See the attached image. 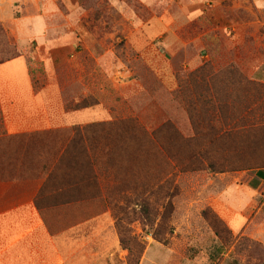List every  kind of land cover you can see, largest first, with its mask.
Instances as JSON below:
<instances>
[{
  "label": "rangeland",
  "instance_id": "obj_1",
  "mask_svg": "<svg viewBox=\"0 0 264 264\" xmlns=\"http://www.w3.org/2000/svg\"><path fill=\"white\" fill-rule=\"evenodd\" d=\"M74 1L0 0V62L25 55L35 85H43L47 77L35 56V38L41 39L44 18L53 12L48 18L53 35L71 38L78 20L81 37L104 41L102 48L113 50L114 68L122 59L134 71L122 78L139 85H126L128 99L121 108L110 80L96 78L97 86L106 85L99 94L112 108L113 120L96 132L114 137L102 143L109 149L111 194L120 198L112 208L127 263L136 264L154 239L173 250L175 261L264 264V192L241 183L250 170L264 172V0H220L218 28L201 27L194 35H206L197 44L172 45L168 52L159 44L158 62L145 60L126 44L137 27L135 16H152L137 0H76L77 10ZM34 21L40 26L34 28ZM57 57L59 78L72 89V55L60 51ZM8 68L18 80L20 66ZM161 69L176 73L174 93L163 89V78L169 76ZM6 132L0 102V133ZM24 142H0V175L14 172L22 156L17 146ZM26 155L29 159V150ZM215 208L225 219L232 211H245L250 218L233 233ZM218 247L222 252L216 255Z\"/></svg>",
  "mask_w": 264,
  "mask_h": 264
},
{
  "label": "crops",
  "instance_id": "obj_2",
  "mask_svg": "<svg viewBox=\"0 0 264 264\" xmlns=\"http://www.w3.org/2000/svg\"><path fill=\"white\" fill-rule=\"evenodd\" d=\"M137 1L152 16L148 20L135 16L137 27L127 36L126 44L145 60H161L159 44L168 52L175 48L172 45L197 44L206 35H194L201 27L218 28L220 0ZM73 3L77 10V1ZM51 14L44 18L41 39L35 38V56L47 77L43 85H35L25 55L0 63V102L8 131L0 136V142L6 138L25 141L17 146L22 156L17 158L14 172L8 169L6 176L0 175V264H128L112 208L120 198L111 194L109 149L102 143L114 137L96 132L97 126L113 120L112 108L108 98L99 94L105 93L106 85L97 86L96 78L110 80L120 108L128 99L126 85L138 86L139 82L123 80L134 71L122 59L114 68L113 50L102 48L104 41L81 37L78 20L73 22L71 38L53 35ZM78 14L79 10L77 19ZM33 23L37 28L41 22ZM184 31L186 37L181 36ZM60 51L72 55V89L59 78ZM198 61L196 57L193 65H201ZM15 64L20 66L18 80L10 76L13 69L8 68ZM161 71L171 77L163 78V89L174 93L176 73ZM215 211L225 219L218 208ZM242 213L232 211L225 219L233 233L240 232L250 218ZM173 257L169 246L153 239L147 242L138 264H207L190 258L175 261Z\"/></svg>",
  "mask_w": 264,
  "mask_h": 264
},
{
  "label": "trees",
  "instance_id": "obj_3",
  "mask_svg": "<svg viewBox=\"0 0 264 264\" xmlns=\"http://www.w3.org/2000/svg\"><path fill=\"white\" fill-rule=\"evenodd\" d=\"M15 58V57H14ZM13 59V58H12ZM10 60V59H9ZM7 61V60H6ZM5 62V61H4ZM3 63V62H0ZM198 72H195L193 74H196ZM171 125L170 122H167V124L165 125ZM164 125V126H165ZM3 133H0V136H2ZM155 135V134H154ZM155 139V136L153 137ZM156 140V139H155ZM241 183L244 185H247L253 189H256L257 191H259L260 193L264 192V172L262 170H259L258 172H254L252 170L246 172L242 177H241ZM123 242V241H122ZM160 242V241H159ZM219 249V250H218ZM144 251V250H143ZM216 252L221 253L222 252V248L218 247L215 250V254ZM143 253V252H142ZM141 253V255H142ZM223 254V253H222ZM141 255L139 256L136 264L139 263V260L141 258ZM218 255V253L216 254Z\"/></svg>",
  "mask_w": 264,
  "mask_h": 264
}]
</instances>
